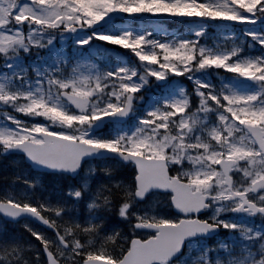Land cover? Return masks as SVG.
Instances as JSON below:
<instances>
[{
	"label": "snow or ice",
	"instance_id": "6c2138e0",
	"mask_svg": "<svg viewBox=\"0 0 264 264\" xmlns=\"http://www.w3.org/2000/svg\"><path fill=\"white\" fill-rule=\"evenodd\" d=\"M11 154L0 264H264V0H0Z\"/></svg>",
	"mask_w": 264,
	"mask_h": 264
},
{
	"label": "flooded vegetation",
	"instance_id": "af4514ba",
	"mask_svg": "<svg viewBox=\"0 0 264 264\" xmlns=\"http://www.w3.org/2000/svg\"><path fill=\"white\" fill-rule=\"evenodd\" d=\"M17 155H9L8 158H12L15 157ZM23 221L17 222V223H8L6 226L9 229V231L14 232V233H21L23 228ZM37 227V226H34ZM38 228V227H37ZM41 231H43V229H40ZM26 232V231H25ZM50 232V231H49ZM27 235H29V233L26 232Z\"/></svg>",
	"mask_w": 264,
	"mask_h": 264
},
{
	"label": "rangeland",
	"instance_id": "374dc122",
	"mask_svg": "<svg viewBox=\"0 0 264 264\" xmlns=\"http://www.w3.org/2000/svg\"><path fill=\"white\" fill-rule=\"evenodd\" d=\"M178 25H170L169 27H172V28H175V27H177ZM9 161H10V163L12 164V165H16L17 163H18V160H17V158H15V157H12V160H10L9 159ZM8 161V162H9Z\"/></svg>",
	"mask_w": 264,
	"mask_h": 264
},
{
	"label": "trees",
	"instance_id": "16d2710c",
	"mask_svg": "<svg viewBox=\"0 0 264 264\" xmlns=\"http://www.w3.org/2000/svg\"><path fill=\"white\" fill-rule=\"evenodd\" d=\"M107 163H114V162H112V161H107ZM38 191H39V190H38ZM41 194H46V193H41ZM118 219H119L118 217H115V218H114V222L118 221ZM119 226H120V225L117 224V227H119ZM20 236H21V237H26V235H25L24 232L21 233ZM33 240H35V239H33Z\"/></svg>",
	"mask_w": 264,
	"mask_h": 264
},
{
	"label": "water",
	"instance_id": "95a60500",
	"mask_svg": "<svg viewBox=\"0 0 264 264\" xmlns=\"http://www.w3.org/2000/svg\"><path fill=\"white\" fill-rule=\"evenodd\" d=\"M37 223H39L42 226H45L46 228H48L46 225H43L42 222L36 221Z\"/></svg>",
	"mask_w": 264,
	"mask_h": 264
}]
</instances>
